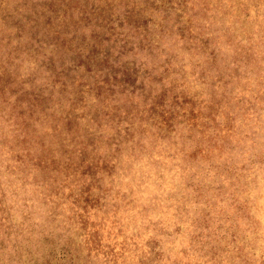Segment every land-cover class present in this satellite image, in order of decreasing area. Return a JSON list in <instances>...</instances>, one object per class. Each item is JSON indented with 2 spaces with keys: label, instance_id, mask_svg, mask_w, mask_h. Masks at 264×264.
I'll use <instances>...</instances> for the list:
<instances>
[{
  "label": "rangeland",
  "instance_id": "374dc122",
  "mask_svg": "<svg viewBox=\"0 0 264 264\" xmlns=\"http://www.w3.org/2000/svg\"><path fill=\"white\" fill-rule=\"evenodd\" d=\"M262 116L264 0H0V120L20 153L19 189L0 181V264H264ZM133 141L179 142L189 180L214 174L227 210L213 202L187 246L116 218L104 180Z\"/></svg>",
  "mask_w": 264,
  "mask_h": 264
},
{
  "label": "clouds",
  "instance_id": "9594fccd",
  "mask_svg": "<svg viewBox=\"0 0 264 264\" xmlns=\"http://www.w3.org/2000/svg\"><path fill=\"white\" fill-rule=\"evenodd\" d=\"M192 79L190 76L189 84ZM188 91L190 96L195 97L196 102L211 100V96L207 94L196 96L200 91L199 87L190 86ZM0 141H6L0 143V181L11 180L12 187L19 189L17 169L20 164L17 157L20 153L15 146V133L11 124H5L3 120H0ZM248 144L252 145L253 141L249 140ZM180 148L181 145L177 142L170 152H161L155 147L149 151L133 141L126 154L118 155L112 161L115 165L112 177L114 183L104 180L106 191L120 205L116 218L129 225L128 234L142 232V226H149V232L145 235L151 236L159 232L156 239L163 250L174 248L175 245L171 242L173 240L180 247L194 241L200 231L202 214L204 211H213V202L215 211L227 210V202H221L208 187L218 186L213 183V173H209L204 180H201L202 174L189 180L188 174L182 168L183 154ZM253 176L258 181V190L251 192L250 197L255 199L259 196L258 218L262 224L261 234L264 235V164L257 162L253 166L249 178ZM220 180L228 188V182L223 177ZM28 191H32L30 185ZM133 224L135 227H132ZM142 240L143 236L140 242Z\"/></svg>",
  "mask_w": 264,
  "mask_h": 264
}]
</instances>
